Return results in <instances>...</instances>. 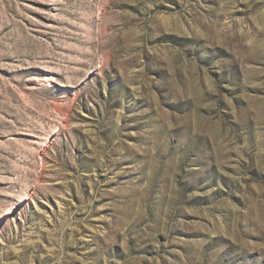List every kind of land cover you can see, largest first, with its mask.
Returning a JSON list of instances; mask_svg holds the SVG:
<instances>
[{"label":"rangeland","instance_id":"obj_1","mask_svg":"<svg viewBox=\"0 0 264 264\" xmlns=\"http://www.w3.org/2000/svg\"><path fill=\"white\" fill-rule=\"evenodd\" d=\"M0 264H264V0H0Z\"/></svg>","mask_w":264,"mask_h":264}]
</instances>
